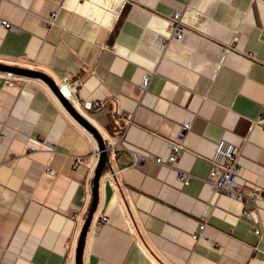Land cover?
<instances>
[{
    "label": "crops",
    "instance_id": "crops-1",
    "mask_svg": "<svg viewBox=\"0 0 264 264\" xmlns=\"http://www.w3.org/2000/svg\"><path fill=\"white\" fill-rule=\"evenodd\" d=\"M176 11L184 37L161 50ZM0 20L14 27L0 24V64L62 85L112 146L82 264H264V199L245 204L205 179L227 142L238 181L264 188V0H0ZM4 72L0 264H75L93 176L76 158L97 142L43 80L15 74L5 84ZM185 122L175 165L155 162ZM132 151L149 158L134 165Z\"/></svg>",
    "mask_w": 264,
    "mask_h": 264
},
{
    "label": "built area",
    "instance_id": "built-area-1",
    "mask_svg": "<svg viewBox=\"0 0 264 264\" xmlns=\"http://www.w3.org/2000/svg\"><path fill=\"white\" fill-rule=\"evenodd\" d=\"M57 1L61 2L62 0H57ZM56 15H57V11L55 10L52 11L50 14V19L45 23H52L55 20ZM169 18L170 19H169V27H168L167 35L159 36L157 39V44L159 45V48L161 50L165 48L166 43H168L169 41H180L184 37L185 29L181 21V12L176 11L172 15H170ZM0 24L6 28L14 29V27L5 20H0ZM1 75L3 79L2 81L5 84L11 83L13 78L16 76L15 74L9 71L4 72ZM68 79L69 78L67 77H63L62 81L65 84H67ZM148 82H149V76L146 75L142 80L143 88H145L148 85ZM58 88L60 92L65 97H67L68 94L64 91L63 86L59 84ZM99 106H100L99 101H84L82 107L84 109L89 110L92 108H97ZM263 110H264V106H263ZM119 117L126 122H129L131 120V116L125 112L120 114ZM259 121L263 122L262 114L259 115ZM189 128H190V124L186 122L181 126V130L178 131L176 137L172 140L169 148V153L165 158H162L160 156H152L151 158L159 164L165 163L174 166L180 154L183 152L184 147L182 145V140L185 136V133L189 130ZM111 147H112L111 145L105 146L104 150L107 151L108 149H111ZM100 152L101 150L97 145L94 151L89 156H87L86 158L83 157L76 158V162L86 163L88 167L92 166V170L94 172V168L97 163V159L99 157ZM92 156H94V160L90 164ZM130 158L132 160V164L140 165L144 160L149 158V156L148 154L143 155L135 151H132L130 152ZM211 161H212V167L205 179L215 190L227 195L232 199L239 200L245 204L248 202L264 199V188H258L247 183H240L238 181L237 178L240 174L241 167L239 166L237 160V151L235 146L227 142H220L217 145L216 152L212 156ZM115 172H116L115 170H108L106 172V175L111 177ZM177 176L179 180L182 181V183L187 184L189 182L190 174L188 172L178 169ZM244 212L246 213V210ZM107 219L108 217L105 214H101L99 217L100 222H105L107 221ZM200 219H204V218H200ZM203 228H204V222L199 221L197 231L192 234L193 237L196 238L200 230ZM262 262L264 263V258L262 259ZM61 264H65V263L63 262Z\"/></svg>",
    "mask_w": 264,
    "mask_h": 264
},
{
    "label": "water",
    "instance_id": "water-1",
    "mask_svg": "<svg viewBox=\"0 0 264 264\" xmlns=\"http://www.w3.org/2000/svg\"><path fill=\"white\" fill-rule=\"evenodd\" d=\"M0 70L9 71L17 75L25 76V77H35L43 80L54 92L57 98L61 101L63 106L67 109V111L75 118L87 131H89L94 139L97 142L99 149L101 150L99 157L97 159V163L94 168L93 176H92V185H91V200L87 210V213L84 217L83 224L80 228L76 250H75V264H82V253L83 246L86 238V234L88 232L90 222L95 212L98 200V182L100 178V174L104 169L107 162V153L104 150L105 141L102 135L98 132V130L93 126L88 120H86L71 104V102L65 97L59 90L58 85L45 73L31 70L28 68L12 66L7 64H0Z\"/></svg>",
    "mask_w": 264,
    "mask_h": 264
},
{
    "label": "bare ground",
    "instance_id": "bare-ground-1",
    "mask_svg": "<svg viewBox=\"0 0 264 264\" xmlns=\"http://www.w3.org/2000/svg\"><path fill=\"white\" fill-rule=\"evenodd\" d=\"M148 75V74H147Z\"/></svg>",
    "mask_w": 264,
    "mask_h": 264
}]
</instances>
